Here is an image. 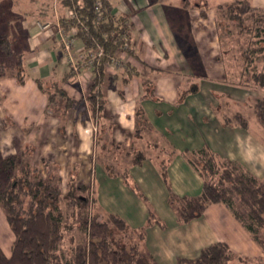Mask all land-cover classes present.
I'll return each instance as SVG.
<instances>
[{
  "label": "trees",
  "instance_id": "16d2710c",
  "mask_svg": "<svg viewBox=\"0 0 264 264\" xmlns=\"http://www.w3.org/2000/svg\"><path fill=\"white\" fill-rule=\"evenodd\" d=\"M60 4L73 15L61 16L57 23L75 41L81 42L84 57L82 60L78 59L77 64L80 71L84 68L90 69L93 76L92 88L82 108L85 107L84 110L91 114L96 125V144L106 150L109 144L105 137L106 130L98 124V120L104 117L106 104L102 85L109 67L115 66L117 70L123 67L116 61L123 59L125 67L122 70L133 72L135 69L122 56L123 54L131 57L134 54L129 40L127 42L132 25L126 16L115 15L111 0H60ZM220 9H227L228 18L238 25L243 24L245 19L248 21L250 16L256 24L255 27H258L251 41L252 51L242 54L246 64L242 71L247 73L249 65L254 62L253 56H260L258 57L262 67L248 73L249 82L261 91V96L254 100L253 107L254 117L264 129V8L253 5L249 0H233L222 5ZM259 12L261 15L258 17L256 13ZM201 16L206 18L207 14L202 13ZM99 51H102V54L97 56ZM7 59H11L10 63ZM91 59L93 63L90 64ZM68 65V76L77 73L70 63ZM225 69L226 77L229 78L233 68L226 66ZM27 76L23 51L17 38L1 32L0 81L13 78L23 85ZM36 82L42 92L47 94L46 111L54 106L58 98L65 102L67 108L74 106V100L57 83L45 84L40 80ZM196 89L197 87L193 86L190 90L182 92L178 103L186 98L188 92H195ZM145 93L153 97L155 95L154 90ZM67 108L65 112L68 111ZM137 119L145 125L149 124L141 109L137 110ZM230 124L243 129L249 127L248 120L240 114L225 118L224 125ZM112 142L110 143L114 144ZM147 157L139 150L122 171H115L114 166L110 164H106V171L110 175L127 180L129 167L142 164ZM186 157L203 180L202 192L196 197L175 195L168 177L167 162L170 160L159 163L162 179L169 192L170 204L177 214L178 221L188 224L201 218L209 206L223 204L264 248V179L253 175L241 164L220 157L208 145L187 151ZM42 164L47 170L46 175L39 166L33 165L31 160L23 161L22 155H12L0 160V204L6 210L7 221L14 234L10 256L4 253L0 245V264H162L143 249L144 232L132 228L118 215L104 211L90 214L88 195L91 193V185H74V177L64 185L62 176L58 174L59 169L50 170V163L46 159H42ZM140 196L144 197L142 194ZM91 199L94 206H98L94 192L91 193ZM62 204H67L69 208L87 209L86 214L78 215L86 237L81 243L72 244L68 253L63 245L68 224ZM150 216V222L163 226L160 220H156L158 218L153 212ZM233 253L228 243L215 242L203 248L196 258L181 257L176 264H230Z\"/></svg>",
  "mask_w": 264,
  "mask_h": 264
},
{
  "label": "rangeland",
  "instance_id": "374dc122",
  "mask_svg": "<svg viewBox=\"0 0 264 264\" xmlns=\"http://www.w3.org/2000/svg\"><path fill=\"white\" fill-rule=\"evenodd\" d=\"M113 1L116 5L119 2L122 4L129 3L125 1L123 3V0ZM150 1L152 3L156 1V4L166 3L164 9L169 10L170 17H173L172 21L175 20L173 23L176 25L182 23L186 27H192V33L190 35L191 45L194 47L200 45L204 53L206 52L205 50L210 51L209 53L207 52V60L214 67L213 77L215 81L205 79L206 74L199 59H193V64L188 59L187 65L194 72L188 78H184L185 82L183 84L182 82L177 84V87H180L181 84L184 88H188L192 83L199 85V92L197 94L199 97H196L198 104L194 101L195 99L188 100L187 98L185 103L179 108L169 107L168 104H162V107L158 105L156 107L158 108L157 115L149 117V122L153 125H151L152 127L149 124L145 125V123L137 121L132 128L133 131L130 132L131 138L127 142L125 140H123L125 141L123 143L113 141L116 145L108 144L106 150H103L101 145H97L95 154L92 153V156H90L92 162L90 158L74 156V161L71 164L74 167L70 169H60L61 166L56 163L62 164L67 158L63 154V149H60L63 155L49 153L39 156V145L31 144L28 142V138H22L23 135L25 136V132H21L20 127L16 130L9 119H0V160L12 155H22L23 161L31 160V163L39 166L43 174L46 175L45 172L47 170L42 164V159H46L50 163V170L59 169L58 174L62 176L64 185L72 177H74V185H78L79 183L80 185H91L90 192L97 193L98 206H94L90 193L88 195L90 197L88 207L90 214H96L100 211L117 213L132 228L144 232L143 249L152 251L162 264H176L178 258H196L202 248L223 239L221 238L223 235L222 232L220 234L218 231L214 232L208 229L207 220L208 217L210 221L212 220L210 217L212 216L211 212L207 211L201 218L195 219V221L193 220L194 222L190 224L178 223L175 211L168 204V193L158 172V180L155 182L156 179L154 178V182L149 188L143 186L144 184L150 183L149 178L146 179L147 183H144L147 174L144 176H141V172L134 174L135 179H139L142 182L141 188L144 190L143 192H146L149 196L148 203L139 200L134 192H131V194L134 195L135 200H124L116 193V187H120L118 185L120 184L119 178L112 185L106 183L107 172L104 165L110 164L112 167L114 166L115 171H122L124 166L132 160L134 154L139 150H142L146 155L150 156L149 158L153 157L161 162L169 161L172 158L171 151L174 148L176 150V148L180 147L183 150L208 144L220 157L231 158L253 175L264 179V162H262V158L250 157L249 161H245L247 152L250 149L248 144L250 141L255 144V151L257 148L264 150V129L255 119L253 107L254 100L261 96V91L252 82H249L250 73H248V71L253 72L255 68L260 69L262 63L259 58L260 56L254 55V62L249 65L247 73L242 71L246 66L242 54L252 51L251 41L256 34L255 29L258 27H255L256 24L250 16L248 21L245 19L242 22L243 24L239 25L237 22H233L228 18L226 13L227 9L222 10L220 7L231 3L233 0ZM249 1L257 7L264 8V0ZM120 8L119 6L118 9ZM0 10V30L10 34L13 38V29H17L19 27L18 25L27 21L28 18L35 17L45 22L50 21L52 23L50 29L56 31L55 22L59 18H62L61 16L69 17L72 15L70 11L61 7L60 0H0ZM202 13H206L208 16L203 18L201 17ZM256 14H258V17L261 15L260 12ZM189 16L191 18L190 21ZM132 28L133 26H131V31ZM183 38H186L185 35ZM184 47L186 51L190 49L188 48L187 42ZM80 52H78V55ZM72 53L74 55V51ZM119 55L121 56V54ZM122 56L124 55L122 54ZM7 60L10 63L11 59ZM119 62L121 63L119 65L123 67L116 72L117 74H123L125 72V70H122L125 67L123 59L116 61V63ZM226 66L233 68L230 71L231 74L229 73V78L226 77ZM186 70H188V66ZM174 73L172 75L174 77L172 78L173 80L184 77H179L180 74H177L179 73V69ZM66 108L65 102L61 98H58L54 106L52 105L47 111V115H54L64 120L65 116L70 112L69 110H73L72 112L74 113V106L70 105L67 108V112H65ZM75 109L80 115L86 114V111L81 106H77ZM135 114L137 116L136 112ZM235 114H240L248 120L250 126L249 131L252 133L251 140H239L233 133L237 128L233 127L234 125L232 126L230 124L226 128L223 126L222 123L225 118L232 117ZM107 127L109 126L105 127V137L110 138L111 133ZM109 140L111 142L112 137ZM117 145L118 147H116ZM94 161L96 163V169H93V165H95ZM177 161L181 162V159L177 158V160L173 159L172 162L171 160L167 162H171L169 169L172 178L174 176L173 167ZM86 165L88 169L80 170L81 166L86 167ZM259 171L262 176H259ZM191 172L193 173L192 177ZM184 176L190 188L185 193L192 196L200 194L202 188L200 187L196 190L195 185L200 178L189 166L185 167ZM110 179L114 180L112 177ZM64 191L67 190L64 189ZM62 205L65 221L68 224L63 245L65 252L68 253L72 244L81 243L86 237L83 230L84 226L79 223L80 216L78 215L80 213L86 214L87 209L69 208L67 204ZM218 207L226 210L223 204H218ZM151 211L156 214L157 221L160 220L161 223H165V231L160 228V224H157V222H150ZM228 218L229 222H227ZM217 219L221 223H227L226 225L231 220L243 232L238 235L237 245H233L234 253L230 264H264V248L232 217L229 211L226 210L225 216L218 215ZM197 224L202 226L201 229L193 231L194 226ZM201 234L204 235L200 237ZM134 239L138 241L137 237ZM13 241L14 234L8 224L6 210L0 204V245L6 255H11Z\"/></svg>",
  "mask_w": 264,
  "mask_h": 264
},
{
  "label": "crops",
  "instance_id": "0c3cea01",
  "mask_svg": "<svg viewBox=\"0 0 264 264\" xmlns=\"http://www.w3.org/2000/svg\"><path fill=\"white\" fill-rule=\"evenodd\" d=\"M111 1L114 5L113 12L115 15L126 16L133 26L128 40L134 54L131 57L128 55H124L123 57L126 58V61L128 60L129 64L135 69L133 72L125 71L123 74H117L115 66L108 68L106 78L102 85V92L104 93L106 100L104 117L101 120H98V124L99 126H102V128L109 126L107 128L111 133V141L123 143L131 138L130 132L133 131L132 128L138 121L137 116H135V112L137 113V107L142 110L145 118L151 126L152 124L149 122V117L157 115L158 108L156 107H158V105L159 107H162V104H168L169 107L179 108L185 103L187 98L188 100L195 99L194 101L198 104L196 97H199L197 95L199 92V85L192 83L188 88H184L180 84V87H177L179 82H182L183 84L185 82L184 78H188V76L194 72V70L187 65L188 59L191 63L193 59L200 60L206 74L205 79L214 80V67H212L210 65L211 63H208L207 60V52L209 53L210 51L205 50L206 52L204 53V50H202L200 45H198V47L191 45L190 35L192 33V27H186V25L182 23L179 25L173 23L175 20L172 21L173 17H170L169 10L164 9L166 3L156 4V1L152 3L150 0H123V3L124 1L129 3L122 4L119 2L118 5H116L113 0ZM119 6L121 7L120 9H118ZM38 19L35 17L28 18L27 21L19 24L17 29H13V36L14 38H17V42L23 51L28 76L23 85L18 84L13 78H6L0 81V119H9L10 123L13 124L12 126L16 130L20 127L21 132H25V136L23 135L22 138H28V142L31 144L34 143L35 145H39V156L49 153L66 155L67 158L62 164L58 162L56 163L61 166L60 169H70L74 167L71 165L74 161V156L79 158H90L92 153L95 154V149L97 147L96 136L94 137L97 128L91 114L86 111V114L80 115L75 109L77 106L83 107V105H85L87 95L92 88L93 76L90 69L85 68L79 73H74V75L68 76L70 66L62 52L59 36L56 31L45 30L40 27L38 23H43L45 21ZM190 20L191 18L189 16V21ZM55 26L57 27V22H55ZM1 32L3 31L0 30V33ZM184 35L186 38H183ZM186 42L188 48H190L188 51H186L184 47ZM75 43L74 55L82 49L80 41L77 40ZM213 51L215 52V49ZM185 66H188V70H186ZM178 69L179 73L177 74H180L179 77H184L182 79L175 78V80H173L172 78L174 77L172 75H174V72ZM181 70L182 72L180 73ZM36 80L43 81L45 84L55 82L61 86L63 91L74 100V113L72 112L73 110H69L70 112H68L64 120L54 115L48 116L46 111L48 105L47 94L42 92ZM193 86L197 87V91L188 92L186 98L181 103H178L180 94L190 90ZM148 90L155 91L154 97L145 93ZM83 109L86 110L85 107ZM160 114L162 115L161 112ZM222 124L225 126L224 122ZM226 127L228 126H225V128ZM237 128L233 133L239 140H251L252 133L249 131L250 126L247 129L241 127ZM108 138L109 137H106V141L109 142L110 138ZM109 144L111 145V143ZM248 144L250 149L247 152L245 161H249L250 157H258L262 158V162H264V150H259V148H257L255 151V144L252 141ZM203 146L190 149L186 148L183 150L179 147L176 148V150L175 148L172 151L170 150L173 154L170 159L171 162L173 159H181V162L177 161L173 167V178L171 177L170 169L168 167V177L175 195L179 197H196L201 194L192 196L185 193L186 191H189L190 188L188 187L189 183L185 180L184 171L185 167L189 166V168H191V170H193L200 178V180L195 183L196 190L200 187L203 189V180L201 176L186 157L187 151L198 150ZM60 149L64 150L63 154ZM149 157L150 156H148L142 164L129 167L127 180H124L122 177L110 175L106 171V183L112 185L117 182V178H119L120 184L118 185H120V187H116V193H118L124 200H133L134 195H132L131 192H134L139 200L148 203L149 196L146 192H143L144 190L141 188L142 182L139 179H135L134 174H139L140 172L142 174L141 176L147 174L144 183L148 178L150 179V183L146 182L147 184H144L143 186L149 188L154 182V178L156 179L155 182L158 180L159 173L161 181L165 185L168 193V204L173 211H175L170 204L169 192L162 179L160 162L153 157H151L152 159ZM90 161L92 162L91 158ZM83 169H88V166H81L80 170ZM93 169H96V163L93 165ZM109 176L114 178V180H111ZM192 176L193 173L191 172V177ZM259 176H262L260 171ZM140 194L144 197L141 198ZM223 206L231 213L225 205ZM226 210H224V208H219L218 204H213L208 207L205 213L210 211L212 215L210 216L212 220L210 221L209 217L207 220L208 229L214 232L218 231L220 234L221 232L223 233L221 237L223 239L216 242H226L233 250V245H237L236 242L239 237L238 235L243 232L239 227L233 224L231 220L230 223L226 225L227 223H221L217 219L218 215L225 216ZM112 214L118 215L117 213ZM175 215L177 222L180 223L176 212ZM231 215L234 218L232 213ZM227 222H229V218ZM162 224L163 226L160 225V228L165 231L166 225L163 222ZM201 227L200 224H197L194 226L193 231L199 230ZM203 235L204 234H201L200 237ZM147 251L158 261L152 251Z\"/></svg>",
  "mask_w": 264,
  "mask_h": 264
},
{
  "label": "built area",
  "instance_id": "2783aa9c",
  "mask_svg": "<svg viewBox=\"0 0 264 264\" xmlns=\"http://www.w3.org/2000/svg\"><path fill=\"white\" fill-rule=\"evenodd\" d=\"M38 25L45 30H51L50 27L52 26V23L50 21L49 22L47 21L43 23H38ZM56 33L59 35L65 59L67 60L68 63L72 65L73 69L78 73L80 71V68L77 64V60L78 59L82 60L84 57V53L80 52L79 55L77 56L73 55L72 51L75 46V40L71 37L70 34H68L65 30H63L58 23L56 27ZM101 54L102 51H99L97 53V56H100ZM89 63L90 64L93 63V59H91ZM119 64L121 63L119 62Z\"/></svg>",
  "mask_w": 264,
  "mask_h": 264
}]
</instances>
